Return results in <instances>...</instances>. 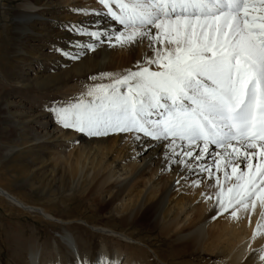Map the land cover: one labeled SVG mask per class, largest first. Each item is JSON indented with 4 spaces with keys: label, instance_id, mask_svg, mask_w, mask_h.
<instances>
[{
    "label": "snow or ice",
    "instance_id": "1",
    "mask_svg": "<svg viewBox=\"0 0 264 264\" xmlns=\"http://www.w3.org/2000/svg\"><path fill=\"white\" fill-rule=\"evenodd\" d=\"M97 2L101 9L75 12L99 19L65 25L88 40L56 51L74 60L99 44L147 42L150 55L89 91L90 101L50 106L54 121L93 138L133 134L141 154L157 151L163 171L180 170L177 184H215L214 212L247 211L257 200L264 206V0ZM257 258L264 264L253 249L250 259Z\"/></svg>",
    "mask_w": 264,
    "mask_h": 264
},
{
    "label": "rangeland",
    "instance_id": "2",
    "mask_svg": "<svg viewBox=\"0 0 264 264\" xmlns=\"http://www.w3.org/2000/svg\"><path fill=\"white\" fill-rule=\"evenodd\" d=\"M37 1L35 7L43 10L64 2ZM26 2L0 0V189L22 204L42 209L55 217L76 214L82 221L118 229L120 224L116 216L120 212H105L107 205L104 201L111 193L101 189L95 192L94 188L98 190L97 183L110 171L113 172L110 178L115 180L120 175L117 170L132 165L133 134L87 137L75 130L64 129L54 121L49 108L69 107L80 100L90 101L89 91L100 85H110L128 71L136 70V62L143 56V47L135 46L133 50L131 45L113 44L104 51L100 50L99 57L93 62L84 63L81 72L77 71L74 65L78 61L66 59L56 51L67 48L69 42L63 41L60 47L52 44L65 39L66 35L71 40L78 39L65 31V25L74 20V12L66 10L64 15L67 18L50 33L31 25V35L23 38L25 31H20L19 27L23 25L19 23V13ZM55 13V18L62 17ZM107 49L112 51L107 53ZM56 61L61 63L54 64ZM63 62L66 64L61 68ZM115 163L119 164H116L117 169L113 168ZM74 167L88 168V171ZM92 168L101 169L100 176L92 173ZM94 176L98 177L97 180ZM183 195L177 196L174 205L192 202V198ZM119 207L117 203L114 208ZM52 227V223L42 221L36 213L24 212L0 197V264L20 262L12 257V250L20 252L16 245L31 240L33 235L40 243L53 232ZM126 232L133 240L154 250L165 264H203L202 260L208 264L224 263L220 258L196 255L195 252L182 255L178 260L172 256V250L176 249L173 240L161 237L159 228L148 227L143 215Z\"/></svg>",
    "mask_w": 264,
    "mask_h": 264
},
{
    "label": "bare ground",
    "instance_id": "3",
    "mask_svg": "<svg viewBox=\"0 0 264 264\" xmlns=\"http://www.w3.org/2000/svg\"><path fill=\"white\" fill-rule=\"evenodd\" d=\"M26 1L19 13L21 18L19 23L23 25L19 28H21L20 31H25L23 38L31 35L29 30L31 25L39 27L45 33H50L59 28L57 25L62 24L60 21L67 18H65L67 15H64L66 10L74 12L75 21L73 20L72 23H75L99 19L96 16L76 14L75 9H101L102 7L97 0H64L63 3H55L50 8L43 10V8L38 9L35 7L37 0ZM124 2L132 4L135 0H124ZM42 11L44 15H42ZM55 12L62 17L55 18L53 16L56 14ZM111 24H113L111 20H105V26ZM117 27L120 26L117 25ZM69 38L71 37L66 35L65 39L52 44L60 47L63 41L67 40L69 42L71 40ZM78 39L88 40L87 37H78ZM113 44H115L114 41ZM137 46L143 47L142 57L150 55L147 42ZM66 47L68 48L69 45ZM106 48L110 47L107 44H99L95 46L94 50L82 53L79 59H74L78 61V64L74 65V69L79 71L84 63L93 62L99 57V51H104ZM110 50L107 49L105 52H111L112 50ZM136 50L141 49L136 48ZM15 54L17 53L15 52ZM102 54L104 53L102 52ZM103 56L105 57V55ZM142 57L138 61L145 59ZM103 60L107 59L104 58ZM57 63L61 62H54V64ZM65 64L66 62H63L60 67L63 68ZM152 69L155 70L154 65ZM132 147L134 154L132 162H130L132 165L129 168L122 166L123 170H117L120 175L116 176L115 180L110 178L113 174L110 171L106 178L103 176V180H98V190L94 188L95 192L101 189L111 193L104 201V204L107 205L105 212L107 214H110L112 210L120 212L116 216L120 224L118 229L82 221L76 214L55 217L42 209L22 204L0 189V197L24 212L36 213L42 221H47L53 225V232L45 236L42 242L39 243L38 237L33 235L31 240L16 245L20 252L17 251L16 253L12 250V257L20 260V262L15 264H79L80 258L94 261L98 255L101 257L103 264H165L154 250H151L140 241L133 240L126 232L142 215L148 227L159 228L161 237H168L173 240L174 245L171 244L176 249H171L172 256L178 260L182 255L194 254L195 252L196 255L201 254L215 259L220 258L221 262L224 261L225 264H262L258 258L255 262L250 259L253 249H255L257 256L264 255V227L257 231L258 224L264 225V219L261 215V213H264V206H261L259 200L256 201L254 207L250 204L247 211L243 207L233 208L229 206L226 212H214L216 193L219 191L215 184L210 185L207 179L199 184H193L189 180H182L181 183L177 184V180L180 179L178 176L180 170L169 169L163 171L162 159L156 150H152L150 154H141L135 142ZM116 164L113 165L114 169H117V165L119 166V164ZM74 168L80 171H88V168ZM99 170L90 169L97 176H100ZM221 181L223 182V177ZM187 186L189 188L185 189L184 187ZM227 186H231V183ZM182 194L192 198V202L189 201L190 203L186 204L183 202L181 205L179 204L180 206L174 205V200ZM257 195L259 196V194ZM133 200H135L134 204ZM184 200H187V198ZM117 203L121 207L115 209ZM131 208L134 210L128 211ZM233 211L236 212L235 216L231 214ZM165 214L168 215L165 216ZM109 258H111L110 261ZM202 262L208 264L206 261L202 260ZM181 264L186 263L182 262Z\"/></svg>",
    "mask_w": 264,
    "mask_h": 264
}]
</instances>
